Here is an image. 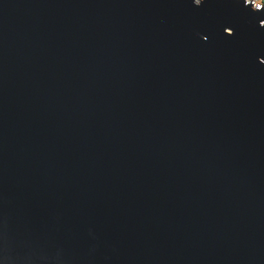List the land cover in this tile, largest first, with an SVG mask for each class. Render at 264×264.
Instances as JSON below:
<instances>
[{"label":"water","instance_id":"95a60500","mask_svg":"<svg viewBox=\"0 0 264 264\" xmlns=\"http://www.w3.org/2000/svg\"><path fill=\"white\" fill-rule=\"evenodd\" d=\"M261 22L0 0V264H264Z\"/></svg>","mask_w":264,"mask_h":264},{"label":"built area","instance_id":"2783aa9c","mask_svg":"<svg viewBox=\"0 0 264 264\" xmlns=\"http://www.w3.org/2000/svg\"><path fill=\"white\" fill-rule=\"evenodd\" d=\"M243 6L251 7L252 10H260L262 6H264V0H240ZM261 24H264L261 22Z\"/></svg>","mask_w":264,"mask_h":264},{"label":"snow or ice","instance_id":"6c2138e0","mask_svg":"<svg viewBox=\"0 0 264 264\" xmlns=\"http://www.w3.org/2000/svg\"><path fill=\"white\" fill-rule=\"evenodd\" d=\"M192 3L195 4V6H200L202 4V0H192ZM243 3H244V0H243ZM261 9H264V6H262ZM261 28H264V24H261ZM224 31L228 33V36H231L233 34L229 27H225ZM259 63L264 65V59H261Z\"/></svg>","mask_w":264,"mask_h":264}]
</instances>
